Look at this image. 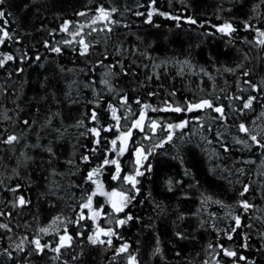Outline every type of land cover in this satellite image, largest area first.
Listing matches in <instances>:
<instances>
[{
	"label": "trees",
	"instance_id": "trees-1",
	"mask_svg": "<svg viewBox=\"0 0 264 264\" xmlns=\"http://www.w3.org/2000/svg\"><path fill=\"white\" fill-rule=\"evenodd\" d=\"M0 11V264H264V0Z\"/></svg>",
	"mask_w": 264,
	"mask_h": 264
},
{
	"label": "snow or ice",
	"instance_id": "snow-or-ice-1",
	"mask_svg": "<svg viewBox=\"0 0 264 264\" xmlns=\"http://www.w3.org/2000/svg\"><path fill=\"white\" fill-rule=\"evenodd\" d=\"M0 3H3V0H0ZM101 12L104 14L105 17H107V13H104V10H103V9H101ZM3 15H4L3 12L0 11V17H2ZM193 22H194V21H193ZM220 30H221V31H225V30H229V31H231V30H232V29H231V25H225V27L222 28V29H220ZM4 35L7 36V33L5 32ZM261 35H264V33H261ZM262 43H264V41H262ZM56 51H59V49H56ZM6 59L11 60L12 57H11V56H8ZM250 104H251V101H249L247 104H245L244 107H249ZM211 106H212V105L210 104L209 101H204L203 104H198V105H195L194 107H196V108H200V107H211ZM174 110L177 111V112L181 111V109H179V108H176V109H174ZM215 110H216L217 112L222 111V109H220V108H216ZM141 119H143V117H142ZM137 126H139V121L137 122ZM153 126H155V125H153ZM241 130H243V131H247V129H245L243 125H241ZM127 135H131V133H128ZM15 139H16V137H10V138H9V142H11L12 140H15ZM252 139L255 140V137H252ZM112 144L115 146L116 141L113 140V141H112ZM105 163H108V161H105ZM112 163H116V162H115V161H112ZM117 171H119L118 166H117ZM89 178H91V174L89 175ZM126 179H127L129 182L133 183V184L136 183L134 177H126ZM111 195H113V196H116V195L123 196V194H119V193H112ZM123 199L126 200L127 198H126V197H123ZM21 203H24L23 199H21ZM89 204H90V202H89ZM85 206L88 207L89 205H85ZM113 207H114L117 211H120V210H121V208L118 207L117 204H116L115 202L113 203ZM245 207H247V205H245ZM129 219H131V217H129ZM237 222H238V221H237ZM120 223L122 224V223H124V221H120ZM101 231H103V230H101ZM105 234H106V235H110V233H105ZM69 239H70V238H69ZM61 240L63 241L64 238L62 237ZM93 242H95V241H93ZM109 243H111V241H109ZM37 244H39V241H37ZM126 248H127V245H125L124 248L121 249V251L126 250ZM57 250H58V249H57ZM227 254H228V255H235V253H227Z\"/></svg>",
	"mask_w": 264,
	"mask_h": 264
},
{
	"label": "rangeland",
	"instance_id": "rangeland-1",
	"mask_svg": "<svg viewBox=\"0 0 264 264\" xmlns=\"http://www.w3.org/2000/svg\"><path fill=\"white\" fill-rule=\"evenodd\" d=\"M128 141H129V135L125 136L124 138H121V143H122L121 145H123L124 149L127 147ZM134 157H135V160H137V158H138V150L134 151ZM140 160H141V162L139 164L137 163V165L139 166V169H141L142 164L146 160V154H145L144 151H142V157H141ZM97 183H99V182H97ZM96 192H97V194L99 196L103 197L108 202V204L111 205L112 207H113V203L115 202L118 207L122 208V206L124 204V199H123L124 195L123 196H119V195L113 196V195H111L112 193L122 194L121 192H119V191H108L101 185L97 186Z\"/></svg>",
	"mask_w": 264,
	"mask_h": 264
},
{
	"label": "bare ground",
	"instance_id": "bare-ground-1",
	"mask_svg": "<svg viewBox=\"0 0 264 264\" xmlns=\"http://www.w3.org/2000/svg\"><path fill=\"white\" fill-rule=\"evenodd\" d=\"M143 117V119H141ZM147 119V114L145 113V111H143V112H141V115L139 116V119H138V121H139V126H137V122H136V124H135V127H137V128H139V129H141L142 128V125H143V122H145V120ZM131 125L132 126H134V122H132L131 123ZM142 149V151H144L143 150V148L142 147H139L138 149ZM137 149V150H138ZM98 178H99V171L98 170H95V171H93L92 172V174H91V179L94 181V182H96L97 180H98ZM88 208L90 209L91 207H92V204L90 203H88ZM100 205H102V204H100ZM103 206V205H102ZM111 206V205H110ZM112 207V206H111ZM113 208V207H112ZM101 209L102 208H100V206H95L94 204H93V207H92V213H90V216H88V219H92L93 221H94V216L98 213V212H100L101 211ZM115 209V208H114Z\"/></svg>",
	"mask_w": 264,
	"mask_h": 264
},
{
	"label": "water",
	"instance_id": "water-1",
	"mask_svg": "<svg viewBox=\"0 0 264 264\" xmlns=\"http://www.w3.org/2000/svg\"><path fill=\"white\" fill-rule=\"evenodd\" d=\"M141 157H142V149L140 148V149H138V158H137V163L139 164L140 162H141Z\"/></svg>",
	"mask_w": 264,
	"mask_h": 264
}]
</instances>
